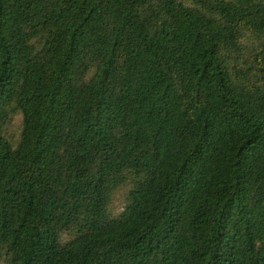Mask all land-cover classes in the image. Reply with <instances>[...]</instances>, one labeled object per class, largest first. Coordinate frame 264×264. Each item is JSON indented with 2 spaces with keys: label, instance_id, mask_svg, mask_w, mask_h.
Segmentation results:
<instances>
[{
  "label": "trees",
  "instance_id": "16d2710c",
  "mask_svg": "<svg viewBox=\"0 0 264 264\" xmlns=\"http://www.w3.org/2000/svg\"><path fill=\"white\" fill-rule=\"evenodd\" d=\"M0 264H264V0H0Z\"/></svg>",
  "mask_w": 264,
  "mask_h": 264
},
{
  "label": "rangeland",
  "instance_id": "374dc122",
  "mask_svg": "<svg viewBox=\"0 0 264 264\" xmlns=\"http://www.w3.org/2000/svg\"><path fill=\"white\" fill-rule=\"evenodd\" d=\"M17 121H18V119L15 118L14 122H17ZM120 196H121V191L118 192V193L115 195V197H114L113 205H114L115 207H118V206H119ZM113 205H112V206H113Z\"/></svg>",
  "mask_w": 264,
  "mask_h": 264
}]
</instances>
